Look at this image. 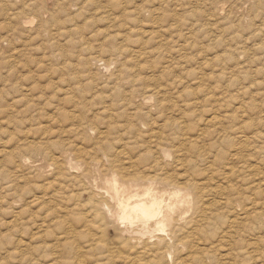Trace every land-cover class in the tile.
Listing matches in <instances>:
<instances>
[{"label":"rangeland","instance_id":"obj_1","mask_svg":"<svg viewBox=\"0 0 264 264\" xmlns=\"http://www.w3.org/2000/svg\"><path fill=\"white\" fill-rule=\"evenodd\" d=\"M57 1L0 0V264H49L50 261L41 255L46 251L42 246L51 243L47 241L51 238L33 239L31 236L34 232L48 235L47 226H39L47 208L42 211L27 203L30 195L19 201L21 188L18 187L26 185L28 190L37 180L31 167L21 169L17 165L15 157L22 132L27 135V143H42L41 127L57 118V126L53 127L56 130L65 120L63 114H56L59 112L55 111L57 102L52 94L59 89V82L73 80L79 73L83 85L94 87L91 92L97 90L107 96L125 62L147 66L143 76L163 85L168 100L196 103L190 114L196 110L197 117L191 115L189 122L195 124L198 131L208 132L204 131L207 134L203 145L210 147L208 144L216 142L217 146L211 150L221 153V170L229 163H238L237 169L240 168L244 176H230L232 180L226 177L225 185L228 181L234 183L249 195L252 188L248 186L253 187L255 179L260 182L262 192L260 206L264 205V0H67L68 4L62 8ZM75 3L77 6L73 5ZM173 16L179 20V26L172 20ZM127 47L145 51L140 52V57L133 56L136 53L132 51L128 56L118 54L117 49ZM90 57L98 61L85 65L84 60L90 61ZM169 62L172 67L166 66ZM122 83L126 87H122V91L131 90L125 80ZM34 84H38L42 92L36 88L29 92L30 85ZM200 112H208V117L217 112L220 123L200 121ZM22 118L29 120L25 122ZM20 119L21 123H17ZM103 119L99 130L106 132L105 124L109 121L104 119L105 123ZM116 119H111L112 126H109L118 132L111 129L104 134L111 135L117 142L123 137L129 141L124 126H120L126 118ZM116 122L119 123L117 128ZM236 152L240 153L239 161L244 158L242 163L232 156ZM23 174L25 178L20 177ZM30 214L36 215V223L30 221ZM227 216L226 223L220 222L221 228H227L226 224L230 223L228 219L232 214ZM261 222L255 224L256 232L244 231V235L234 237H240L244 246L256 242L254 247L258 246L260 256L255 261L240 253L241 259L235 260L236 264H264V219ZM23 244H29L30 249L25 252ZM227 246L216 250V255L221 257ZM229 256H222L220 262L229 264L234 260L233 255Z\"/></svg>","mask_w":264,"mask_h":264},{"label":"bare ground","instance_id":"obj_2","mask_svg":"<svg viewBox=\"0 0 264 264\" xmlns=\"http://www.w3.org/2000/svg\"><path fill=\"white\" fill-rule=\"evenodd\" d=\"M56 4L62 8L68 3L67 0H58ZM73 5L77 6L76 3ZM173 18L176 20L175 16ZM177 24L179 26V22ZM133 48H119L118 54L128 56L132 51L137 54L133 56L140 57V52L145 51ZM94 60L96 57H90V61L86 58L84 63L87 65ZM170 62L167 67H172ZM146 68L135 62H125L116 75L118 81L111 84L112 92L107 96L104 91L105 95L97 90L91 92L94 87L90 85L87 89L89 86L82 84L79 73L73 76V80L59 82V89L52 94L57 102L55 111L59 113L56 114H63L65 120L56 130L53 127L57 126V118L48 120V125L41 127L42 143H27V135L20 133L15 157L17 165L21 169L31 167L37 180L28 190L26 185L18 187L21 188L19 201L30 195L27 203L38 206V210L47 208L38 222L39 226H47L44 229L48 235L42 236L38 232L31 235L33 239L51 238L47 240L51 243L42 246V250H46L44 255H40L48 258L49 264H228L220 260L229 255L234 259L227 258L229 264H236L235 260L241 259L240 253L243 257L258 259L256 242L244 246L240 237H234L236 234L241 236L244 231L256 232L255 224L264 219V205L260 206V182L253 180V187L248 186V189L252 188L249 195L234 183L228 181L225 185L226 177L227 180L236 174L244 177L240 168L237 169L238 163H229L221 170V153L211 150L217 146L216 142L208 144L210 147L203 145L208 132L198 131L197 126L189 122L193 118L191 115L197 117L196 110L190 114L196 103L168 100L163 85L144 77ZM124 80L131 90H121ZM37 85H30L29 92L35 88L42 92ZM204 113L198 114L200 121L220 123L217 112L210 117L208 112ZM102 117L109 121L106 123L103 119L105 127L108 126L106 132H103L105 129L99 130ZM120 117L126 118L120 126H124L129 141L120 138L121 146H118L111 135L104 133L114 130L110 121L116 118L120 121ZM52 138L57 139L53 141ZM239 155L236 152L232 156L242 163L244 158L239 161ZM230 214L232 217L228 219L227 228H221ZM34 217L36 215H31L30 221H35ZM225 246L228 247L226 252L217 256L215 251ZM29 249V244H23L25 252Z\"/></svg>","mask_w":264,"mask_h":264}]
</instances>
